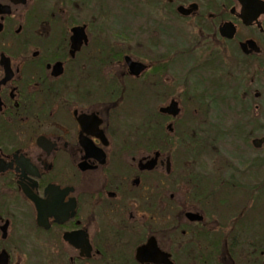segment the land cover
<instances>
[{"label":"flooded vegetation","instance_id":"af4514ba","mask_svg":"<svg viewBox=\"0 0 264 264\" xmlns=\"http://www.w3.org/2000/svg\"><path fill=\"white\" fill-rule=\"evenodd\" d=\"M260 6L0 0V264H264ZM191 100L235 115L230 157Z\"/></svg>","mask_w":264,"mask_h":264},{"label":"rangeland","instance_id":"374dc122","mask_svg":"<svg viewBox=\"0 0 264 264\" xmlns=\"http://www.w3.org/2000/svg\"><path fill=\"white\" fill-rule=\"evenodd\" d=\"M111 9H113V14H118L119 8L113 7ZM125 103L126 106L124 108V114L144 113V103H140V105L138 103ZM183 106L184 109L182 112V117H185L186 114L188 120L190 121V125L192 126V129L189 131V139H198L199 141L208 145L221 144L223 146L222 154L226 158L230 157L228 155L230 151L234 152L232 149L234 145L240 146L242 144V142L234 139V136L232 137V134L229 132L234 124L233 118L235 115L230 114L225 106H220L218 103H214L213 100H205L204 102L200 100H191L185 103ZM219 111L220 114H217ZM218 117H221V120ZM262 123L264 124V119H257L256 123L254 121V124H256L258 127H260ZM216 125H219L221 129H216ZM255 136H260V134L257 133ZM245 151L247 153L246 157L256 158L257 154H264V146L259 151H247L246 149ZM208 152L209 155L205 156L206 159L216 158V155L213 154L212 150H208ZM236 152L239 153L240 150L237 149ZM243 158H245V156Z\"/></svg>","mask_w":264,"mask_h":264},{"label":"water","instance_id":"95a60500","mask_svg":"<svg viewBox=\"0 0 264 264\" xmlns=\"http://www.w3.org/2000/svg\"><path fill=\"white\" fill-rule=\"evenodd\" d=\"M243 4V15H247V13L250 12V8L254 6V2H261V6H260V9L259 11L256 13V16L257 15H261L264 13V1H261V0H240ZM256 5H258V3H256ZM175 104L174 103L171 107L172 109V113L174 115H177L179 114V109L175 108ZM264 143V138L262 139H257L254 141V144L259 147L261 146V144Z\"/></svg>","mask_w":264,"mask_h":264}]
</instances>
